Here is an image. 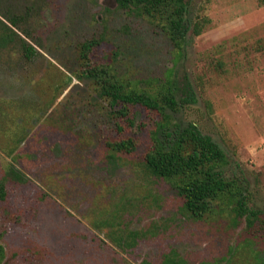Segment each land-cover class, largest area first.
<instances>
[{
  "label": "rangeland",
  "instance_id": "obj_1",
  "mask_svg": "<svg viewBox=\"0 0 264 264\" xmlns=\"http://www.w3.org/2000/svg\"><path fill=\"white\" fill-rule=\"evenodd\" d=\"M11 15L37 53L25 59L17 40L0 50V264H264V231L250 240L224 197L190 215L175 181L145 166L162 119L131 107L141 114L128 128L93 82L79 78L88 41L93 62L127 90L160 96L173 90V73L188 78L197 103L177 121L223 149L224 175L243 183L248 205L264 213V50H256L264 0H193L189 19L205 15L211 25L190 33L183 53L161 19L116 0H0V21L11 26ZM128 138L132 153L113 150Z\"/></svg>",
  "mask_w": 264,
  "mask_h": 264
},
{
  "label": "trees",
  "instance_id": "obj_2",
  "mask_svg": "<svg viewBox=\"0 0 264 264\" xmlns=\"http://www.w3.org/2000/svg\"><path fill=\"white\" fill-rule=\"evenodd\" d=\"M116 2L120 8L139 16H156L161 19L168 39L175 47H181L182 53L190 33L192 36H199L211 25L210 19L205 15L189 19L193 0H116ZM17 19L13 15L6 17L11 26L0 21V50L6 49L17 40L24 58L30 60L37 51L12 29L17 28ZM22 33L28 37L27 33ZM93 44V41H88L81 45L79 78L93 82L99 96L108 100L113 109L117 108L114 110L115 113L128 128L138 126L137 120L141 114L138 109L132 111L131 107L152 112L162 119L155 125L150 149L144 155V164L148 170L156 177L175 181L177 195L190 215L205 214L211 209L212 202L224 197L226 204L231 206L234 213V225L243 224L250 240L262 238L264 213L248 205L246 187L243 183H236L224 175L228 161L223 149L210 136L203 134L194 123L182 124L176 119V115L184 106L197 103V95L191 81L173 73V90L162 92L160 96L127 90L106 66L96 65L90 58ZM256 50H264V39L256 43ZM223 65L221 60H216L212 64L220 71L226 72ZM197 80L201 84V79ZM206 106L211 108L207 101ZM141 125L142 123L139 127ZM18 143L19 141L10 148L9 157L14 161H17L18 157L17 150L20 146ZM135 146L134 140L128 138L116 142L113 150L118 153H132ZM17 170L11 165L10 174L26 181V177ZM5 196L4 184L0 183V200ZM136 240L137 237L132 234L127 239L126 246L132 247ZM2 252L3 248L0 245V253ZM142 264L149 263L143 261Z\"/></svg>",
  "mask_w": 264,
  "mask_h": 264
}]
</instances>
